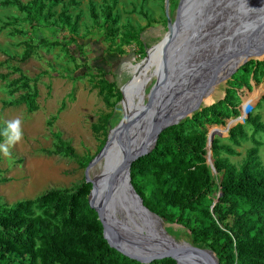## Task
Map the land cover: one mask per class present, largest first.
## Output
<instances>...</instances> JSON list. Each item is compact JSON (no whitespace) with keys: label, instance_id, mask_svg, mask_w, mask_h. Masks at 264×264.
<instances>
[{"label":"rangeland","instance_id":"rangeland-1","mask_svg":"<svg viewBox=\"0 0 264 264\" xmlns=\"http://www.w3.org/2000/svg\"><path fill=\"white\" fill-rule=\"evenodd\" d=\"M18 1L26 4L30 0ZM178 1L75 0L67 11L73 33L58 17L62 8L68 7V0L52 7L48 16L47 11H43L42 17L33 22L14 8L0 7V129L5 121L19 116L23 120L24 134L22 141L11 149L13 163L9 164L0 155V205L34 200L50 190L69 189L84 178L87 164L119 133L111 134L123 116L121 87L136 74V65L144 58L145 50L154 46L165 33V5L171 18ZM105 17L115 20L111 29L115 36L111 41L103 35L109 32L103 28ZM138 32L144 43L142 49L137 41L129 38ZM263 50L264 47L252 51L243 64L261 61ZM154 66L155 63L144 73L146 82L140 90L144 97L155 79ZM101 76L113 83L117 95L112 96L105 87L99 93L95 85ZM230 77L217 82L210 103H197L194 112L222 100ZM130 83L123 90V98L126 91L125 110ZM248 83L249 88L242 87L234 94L237 118L230 117L223 125H204L200 129L206 139L214 130L212 140L232 150V154L221 151L219 157L235 168L255 143H258L257 161L260 167L264 164V133L243 121L250 113V117L256 116L258 122L264 124V78L258 83L249 79ZM33 88L37 109L27 112L24 104L19 103V97ZM139 93L134 102L140 99ZM246 107L248 113H245ZM108 115L113 119L112 125L100 130L102 118ZM192 115L193 112L189 113L174 125ZM236 124L242 125L245 135L234 146L227 137ZM59 140L69 146L71 156L47 154ZM204 149L206 152V144ZM209 156L213 163L210 153ZM211 173L217 184L219 177ZM214 195L217 197L218 193ZM164 229L175 242H191L178 224H164Z\"/></svg>","mask_w":264,"mask_h":264},{"label":"trees","instance_id":"trees-1","mask_svg":"<svg viewBox=\"0 0 264 264\" xmlns=\"http://www.w3.org/2000/svg\"><path fill=\"white\" fill-rule=\"evenodd\" d=\"M74 1L68 0V7ZM59 3L62 0H30L26 4L3 0L0 7L14 8L33 22L42 17L43 11L48 16ZM68 7H63L58 17L73 33ZM114 22L107 17L103 22V28L109 31L103 35L109 41L115 36L111 31ZM129 38L144 48L139 32ZM260 78H264V58L243 64L231 75L222 100L160 132L154 148L129 168L130 184L142 205L163 224L183 227L193 244L213 252L218 264H264V164L260 167L257 161L255 143L235 168L219 157L221 151L232 154V150L218 146L213 139L209 150L219 177L215 184L205 160V133L200 129L237 118L235 91L249 88V79L258 83ZM96 84L99 93L105 87L112 96L117 95V88L102 76ZM36 96L33 88L19 97V103L33 112L37 109ZM243 121L264 133V124L256 116L249 113ZM112 122L110 115L105 116L98 128L104 130ZM244 135L242 125L236 124L227 139L237 146ZM47 154L71 156V149L59 140ZM89 190L90 184L83 178L69 189L50 190L34 200L0 205V264H142L107 245L96 214L87 204ZM147 264L175 262L162 259Z\"/></svg>","mask_w":264,"mask_h":264},{"label":"water","instance_id":"water-1","mask_svg":"<svg viewBox=\"0 0 264 264\" xmlns=\"http://www.w3.org/2000/svg\"><path fill=\"white\" fill-rule=\"evenodd\" d=\"M173 12L169 18L166 4V31L145 50L138 64H146L149 50L157 51L155 79L145 102L139 103L137 112L124 109L122 93L132 75L120 89L123 116L111 132H119L114 147L107 142L84 169V181L90 184L87 204L96 214L107 245L128 259L142 264L162 259L175 264H218L210 249L175 242L166 233L163 221L148 211L134 192L129 168L154 148L160 132L194 114L196 104L208 97L207 93L205 99L200 98L202 94L195 97L204 86L210 91L243 65L245 59H239L243 51L264 47L260 41L264 36V0H179ZM233 52L239 57L235 62L228 57ZM191 102L193 106L181 113ZM248 111L246 107L245 113ZM213 131L206 139L205 156L211 172ZM100 157L104 167L89 180L87 173Z\"/></svg>","mask_w":264,"mask_h":264},{"label":"bare ground","instance_id":"bare-ground-1","mask_svg":"<svg viewBox=\"0 0 264 264\" xmlns=\"http://www.w3.org/2000/svg\"><path fill=\"white\" fill-rule=\"evenodd\" d=\"M260 41H264V36L261 37ZM252 51V50H251ZM250 50H245L241 53L240 55V58L236 55V53H232L231 55H229L228 57H230L232 59L233 62L237 61L238 58L239 59H246L250 53H251ZM264 51V50H263ZM264 53V52H263ZM258 56V54H257ZM260 56V55H259ZM157 51H155L154 49H151L148 51V58H147V62L145 65H136L137 67V71H136V74L134 75V78L132 79V82L130 83V86H129V90H128V95H129V100L127 99V102H126V110L128 112H137L138 110V105L139 103H144L143 102V99L145 98L143 95H142V91L141 88L142 86L144 85V83L146 82V80H144V73L146 70H148L150 68L151 65H153L154 63H156V59H157ZM255 57V56H254ZM261 57V56H260ZM250 58V57H249ZM135 85H136V89H135ZM207 88L206 86H204V88L199 92L198 95H195V97L200 96L201 97H206L207 94H208V97H206L204 101L207 102V103H210V97H211V93L213 92V89H209L210 91L207 92ZM214 88V87H213ZM136 91H135V90ZM140 91V93H139ZM140 94V99L136 102H134V99L136 97L137 94ZM207 93V94H206ZM206 94V95H205ZM205 95V96H203ZM217 96V95H216ZM219 96V95H218ZM124 99H126V91H125V97ZM202 99V98H201ZM198 100V98H197ZM217 100V99H216ZM203 101H200L199 103H203ZM193 105H192V102L187 105V106H183L181 109V113L184 112V110L186 109V107L188 108H191ZM185 113H188V112H185ZM116 143V138L113 139L112 141H110L108 144L111 146V147H114V144ZM104 158L103 157H100L95 164L92 165L91 169H89L88 173H87V177L89 180H92V177L95 179L96 178V175L99 174L103 167H104Z\"/></svg>","mask_w":264,"mask_h":264},{"label":"clouds","instance_id":"clouds-1","mask_svg":"<svg viewBox=\"0 0 264 264\" xmlns=\"http://www.w3.org/2000/svg\"><path fill=\"white\" fill-rule=\"evenodd\" d=\"M22 124V118L17 116L5 121L4 127L0 129V137H3V142H0V155H2L9 164L14 162L11 149L19 144L24 137Z\"/></svg>","mask_w":264,"mask_h":264}]
</instances>
